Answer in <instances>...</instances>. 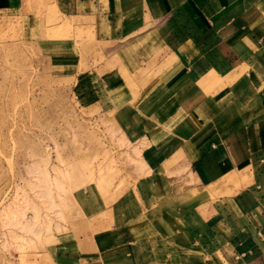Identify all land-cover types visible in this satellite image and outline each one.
Returning <instances> with one entry per match:
<instances>
[{
  "label": "crops",
  "instance_id": "1",
  "mask_svg": "<svg viewBox=\"0 0 264 264\" xmlns=\"http://www.w3.org/2000/svg\"><path fill=\"white\" fill-rule=\"evenodd\" d=\"M77 4L120 38L153 41L118 106L145 172L130 194L141 201L109 228L87 220L66 257L264 264V0H67Z\"/></svg>",
  "mask_w": 264,
  "mask_h": 264
},
{
  "label": "rangeland",
  "instance_id": "2",
  "mask_svg": "<svg viewBox=\"0 0 264 264\" xmlns=\"http://www.w3.org/2000/svg\"><path fill=\"white\" fill-rule=\"evenodd\" d=\"M77 6L0 0V264H77L66 256L87 220L109 228L141 201L131 191L145 172L118 106L153 38H120Z\"/></svg>",
  "mask_w": 264,
  "mask_h": 264
}]
</instances>
